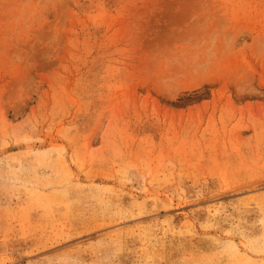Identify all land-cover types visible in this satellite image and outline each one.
Masks as SVG:
<instances>
[{
	"label": "rangeland",
	"instance_id": "1",
	"mask_svg": "<svg viewBox=\"0 0 264 264\" xmlns=\"http://www.w3.org/2000/svg\"><path fill=\"white\" fill-rule=\"evenodd\" d=\"M0 264H264V0H0Z\"/></svg>",
	"mask_w": 264,
	"mask_h": 264
}]
</instances>
